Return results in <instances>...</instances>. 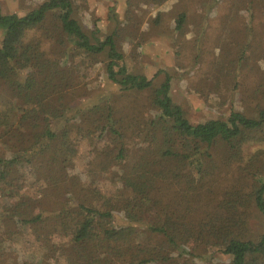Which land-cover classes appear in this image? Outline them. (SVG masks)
<instances>
[{
  "label": "trees",
  "instance_id": "obj_1",
  "mask_svg": "<svg viewBox=\"0 0 264 264\" xmlns=\"http://www.w3.org/2000/svg\"><path fill=\"white\" fill-rule=\"evenodd\" d=\"M52 11L59 37L48 51L40 36L50 33L37 31ZM72 12L71 0H44L23 15L0 8V264H83L95 247V264H192L217 250L231 264H264V109L192 123L167 72L163 92L153 89L128 70L115 31L88 34ZM184 21L180 14L175 29ZM95 63L109 81L98 95L81 74ZM146 92L151 131L128 168L115 102ZM92 132L100 145H120L115 170L79 172L88 193L66 157L71 141ZM104 179L133 194L121 212L88 205Z\"/></svg>",
  "mask_w": 264,
  "mask_h": 264
},
{
  "label": "rangeland",
  "instance_id": "obj_2",
  "mask_svg": "<svg viewBox=\"0 0 264 264\" xmlns=\"http://www.w3.org/2000/svg\"><path fill=\"white\" fill-rule=\"evenodd\" d=\"M42 1L0 0V8L4 13L23 15ZM71 1L72 16L86 33L95 32L103 38L115 31L128 70L151 79L153 89H160L164 74H169V94L192 123L225 118L231 111L256 117L258 110L264 109V0ZM180 14L185 15V21L182 29L176 30L175 20ZM56 15L58 11L50 12L43 28L37 31L38 36L50 33L47 40L40 36L48 44V51L51 36L59 37ZM84 68L81 74L87 87L95 95L104 92L109 81L103 76V64ZM148 94L126 95L115 102L126 134L121 142L126 147L128 168L151 131L148 120L154 111ZM119 145H100L93 132L81 141H71L66 158L74 181L90 193L79 172L99 169L105 174L115 170L113 157ZM226 183L223 180L219 185ZM132 195L126 188L104 179L100 191L92 193L87 201L94 209L121 212ZM43 207L47 208L48 203ZM253 214L250 228L258 236L263 230L261 217L257 212ZM188 246L193 250L192 245ZM39 249L36 247L35 251L38 253ZM200 256L207 262L193 258L192 264H231V256L218 250ZM97 258L95 247L81 261L95 264Z\"/></svg>",
  "mask_w": 264,
  "mask_h": 264
}]
</instances>
